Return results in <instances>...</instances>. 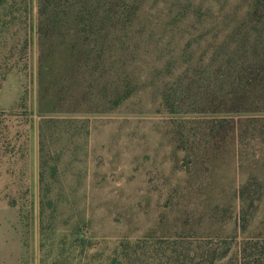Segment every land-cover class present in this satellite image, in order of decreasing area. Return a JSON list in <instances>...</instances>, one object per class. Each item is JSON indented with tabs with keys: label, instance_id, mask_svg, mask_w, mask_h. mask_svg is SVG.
Returning <instances> with one entry per match:
<instances>
[{
	"label": "rangeland",
	"instance_id": "1",
	"mask_svg": "<svg viewBox=\"0 0 264 264\" xmlns=\"http://www.w3.org/2000/svg\"><path fill=\"white\" fill-rule=\"evenodd\" d=\"M0 0V264H205L264 234V0Z\"/></svg>",
	"mask_w": 264,
	"mask_h": 264
},
{
	"label": "trees",
	"instance_id": "2",
	"mask_svg": "<svg viewBox=\"0 0 264 264\" xmlns=\"http://www.w3.org/2000/svg\"><path fill=\"white\" fill-rule=\"evenodd\" d=\"M53 0H40L45 9ZM220 251L213 250L211 261L205 264H264V234L258 233L247 238L231 255H220Z\"/></svg>",
	"mask_w": 264,
	"mask_h": 264
}]
</instances>
